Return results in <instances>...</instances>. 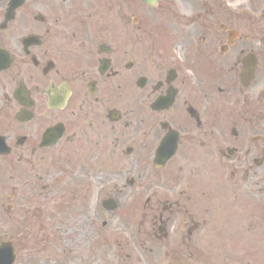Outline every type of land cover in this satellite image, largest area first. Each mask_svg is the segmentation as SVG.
I'll use <instances>...</instances> for the list:
<instances>
[{"label":"flooded vegetation","instance_id":"1","mask_svg":"<svg viewBox=\"0 0 264 264\" xmlns=\"http://www.w3.org/2000/svg\"><path fill=\"white\" fill-rule=\"evenodd\" d=\"M157 2L164 28L121 0H24L11 22L0 0V244L49 195L86 227L143 209L171 264H264V0ZM203 229L199 248L229 230L232 255L185 257Z\"/></svg>","mask_w":264,"mask_h":264},{"label":"rangeland","instance_id":"2","mask_svg":"<svg viewBox=\"0 0 264 264\" xmlns=\"http://www.w3.org/2000/svg\"><path fill=\"white\" fill-rule=\"evenodd\" d=\"M159 11L160 10L151 11L152 14L148 9L141 8L139 15L143 17H164L165 14H161ZM161 20L162 19H160V21ZM30 25L36 26L32 20ZM45 197L48 199L46 201H49L47 204H45L43 198L30 199L36 202L32 207L47 208L53 210V212H43L40 219L36 216H32L31 219L33 222H30L29 219L24 217V215H27V209L25 208L28 207L27 205L16 207L13 214L11 211L13 205H9V215L12 214L14 218H19L18 220H14V224L20 227L24 223L28 225V227L29 224L34 223L46 226V228L39 229V234L37 232H30L29 234V232L14 231L16 240L21 239L20 243H18L20 253L17 264H153V259L154 264H162L160 260L151 255V247L154 250L158 249L159 254L165 259L164 264L170 261L167 254V243L160 245L154 243L157 248L153 246V239L151 237L152 223H149V216L144 214L145 211L143 209L140 213L135 212V214L132 213L130 215L131 224L126 221V224L130 226L129 229L125 226L124 212L122 213V211L110 215V220H108L109 227L106 228L103 225L105 229H101L102 226L100 221L97 225L90 224L86 227L84 216L81 217L80 223L77 217H73L72 214L74 213L71 212H68L67 215L60 214V219L58 220L54 219V213H58L59 211H55V205L52 203L51 196L46 195ZM17 201L20 202L19 200H9V204H17ZM120 201L125 204V207L135 206L134 195H131L129 198L120 199ZM143 203L144 200L142 199L139 205L142 206ZM119 209L121 208L119 207ZM126 217H128V215ZM92 218L96 217L92 216ZM151 218L152 217H150V219ZM10 224L11 222H9V225ZM219 224V219L217 222L213 220L210 229L218 231L220 228ZM204 231L203 229V231L198 234V237H195L190 248L186 249V247H183V249H181H186L185 257L201 256L202 258V255L208 256L217 253V255H232L233 241L231 238H233V236L229 230H225L224 233L221 234L223 243L221 240H218L219 238L216 239L214 234L209 240L210 244L207 243L202 249L198 246L201 241L200 235ZM187 232L188 229L186 227H178L175 233H171V237H181L187 234ZM137 233L143 237L145 245H141L137 240ZM26 235L27 237H25ZM78 235L82 237L78 238ZM113 241H115V243ZM117 241L120 242L118 243ZM12 242L15 245V241ZM173 242L174 240L171 238V252L176 253L177 250H180V246H176ZM173 246H175V248H173ZM23 247H29L30 249L23 250ZM55 247L57 249H55ZM75 250H77V255L72 253ZM239 254L240 252H238L237 255ZM208 262V264H216L217 261L209 259ZM189 264L205 263L203 261L198 263V261L193 258Z\"/></svg>","mask_w":264,"mask_h":264},{"label":"water","instance_id":"3","mask_svg":"<svg viewBox=\"0 0 264 264\" xmlns=\"http://www.w3.org/2000/svg\"><path fill=\"white\" fill-rule=\"evenodd\" d=\"M143 1H145L147 4L152 5L151 0H143Z\"/></svg>","mask_w":264,"mask_h":264},{"label":"bare ground","instance_id":"4","mask_svg":"<svg viewBox=\"0 0 264 264\" xmlns=\"http://www.w3.org/2000/svg\"><path fill=\"white\" fill-rule=\"evenodd\" d=\"M2 257V255L0 256V258Z\"/></svg>","mask_w":264,"mask_h":264}]
</instances>
